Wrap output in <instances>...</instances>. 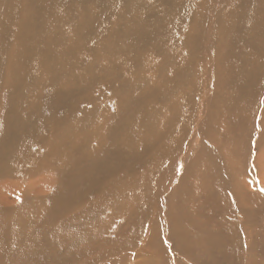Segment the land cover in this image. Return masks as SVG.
Wrapping results in <instances>:
<instances>
[{
	"label": "bare ground",
	"instance_id": "bare-ground-1",
	"mask_svg": "<svg viewBox=\"0 0 264 264\" xmlns=\"http://www.w3.org/2000/svg\"><path fill=\"white\" fill-rule=\"evenodd\" d=\"M263 114L264 0H0V264H247Z\"/></svg>",
	"mask_w": 264,
	"mask_h": 264
},
{
	"label": "rangeland",
	"instance_id": "rangeland-1",
	"mask_svg": "<svg viewBox=\"0 0 264 264\" xmlns=\"http://www.w3.org/2000/svg\"><path fill=\"white\" fill-rule=\"evenodd\" d=\"M257 102V101H256ZM257 106L255 103L254 106V123L255 124L258 120V114H257ZM262 122L264 124V114H263V118H262ZM255 128V127H254ZM258 132V130H256L254 133L256 134ZM264 146L261 149V152L263 151V154L261 155L260 161L262 163H264ZM257 149H259V146H256V151ZM234 172V170H233ZM264 173V172H263ZM48 177L52 178L49 174ZM263 178H264V174H263ZM46 178H42L39 177L38 178V189L34 190L33 192L40 193L42 185L45 183ZM150 185V183H149ZM257 185L256 189H253L252 187L250 188L251 193H255L258 189L261 188V192L264 194V181L263 182H259ZM251 209V205L249 206L248 211ZM248 218V217H247ZM122 219H120L119 221L116 222V224L118 222H120ZM194 222H182V226L184 228H187L189 230H191L192 226H193ZM248 224L244 223V227L238 228L236 230L239 238H241V240L243 241V236L247 239H251V237L248 234ZM254 227H256L258 229L257 235L253 237V241L255 242L254 246H251L252 248H245V258L247 260V264H264V215H258L256 217V220L254 221ZM123 233V230H119L117 232L116 238L119 237V235H121ZM142 235H145V233H141ZM115 239V237H114ZM104 238L101 240L103 241ZM246 240V239H245ZM211 244L213 245V247L215 249H219L221 248V245L219 243V247L216 248L215 244H217L216 242H211ZM128 246L130 248V250L133 253H139L143 258H147L149 252L152 253L155 257L151 258L150 261L155 263V264H201L198 262V257L196 258H188L187 255V251H186V246L182 247L180 245V240L178 239V237L175 235L174 232H172L170 235L166 234L165 232V224L164 222L162 223V227L161 230L159 231V233L156 235L155 238H153V240L149 243V250H140L139 248V243L138 241H134V243L129 242ZM97 248V247H96ZM263 251V252H262ZM206 253L209 255H213V258L215 259L216 262H220L221 261V257L222 256H217L212 252H208L205 249H203L202 253ZM179 254H181L183 257L179 256ZM121 258V254L119 253L116 257V259L119 261ZM204 262L203 264H207L206 259L204 258ZM121 261H126L127 264H133V262L131 261L130 257H126L125 259L121 258Z\"/></svg>",
	"mask_w": 264,
	"mask_h": 264
}]
</instances>
